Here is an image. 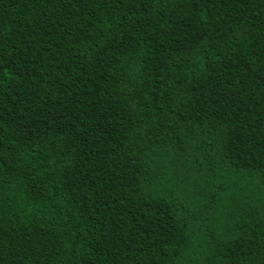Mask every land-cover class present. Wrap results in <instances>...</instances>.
Instances as JSON below:
<instances>
[{"label": "trees", "instance_id": "obj_1", "mask_svg": "<svg viewBox=\"0 0 264 264\" xmlns=\"http://www.w3.org/2000/svg\"><path fill=\"white\" fill-rule=\"evenodd\" d=\"M0 264H264V0H0Z\"/></svg>", "mask_w": 264, "mask_h": 264}]
</instances>
